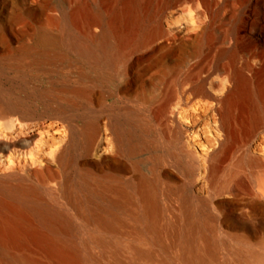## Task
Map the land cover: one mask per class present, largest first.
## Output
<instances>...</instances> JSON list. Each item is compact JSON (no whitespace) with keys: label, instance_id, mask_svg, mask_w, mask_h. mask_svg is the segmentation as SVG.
Returning a JSON list of instances; mask_svg holds the SVG:
<instances>
[{"label":"bare ground","instance_id":"1","mask_svg":"<svg viewBox=\"0 0 264 264\" xmlns=\"http://www.w3.org/2000/svg\"><path fill=\"white\" fill-rule=\"evenodd\" d=\"M182 1L197 2L198 8L204 3L207 17L155 34L151 40L158 42L147 57L157 65L176 61L169 70L179 83L166 92L163 108L171 123L170 142L180 150L173 160L186 173L183 183L174 184L162 172L122 170L116 154L131 129L143 132V125L129 122L139 110L134 104L127 106L131 116L106 113L108 135L103 129L107 136L102 137L107 108L91 111L79 128L61 113L58 120L32 122L24 101L0 93V157L6 156V164H0V264H264V47L254 49L252 39L264 46V0ZM46 8L44 0H0V51L9 49L6 35L22 37ZM72 19L75 27L77 10ZM79 22L89 38L104 37V30L95 35L90 24ZM249 29L253 35L247 37ZM209 32L213 40L206 44ZM37 39L38 47L0 56V77L21 69L30 55L44 54L57 36L40 25ZM76 41L79 52L87 53ZM251 56L260 64L259 95L249 91L239 111L231 102L234 93L253 89L258 78ZM134 81L127 87H136ZM71 93L87 95L83 89ZM203 114L218 132L205 157L184 149L179 137L181 122L205 137L208 123L198 124ZM62 129L64 134L44 150L43 135ZM220 154L229 163L223 173L217 170ZM200 165L206 169V190L194 203V171Z\"/></svg>","mask_w":264,"mask_h":264},{"label":"rangeland","instance_id":"2","mask_svg":"<svg viewBox=\"0 0 264 264\" xmlns=\"http://www.w3.org/2000/svg\"><path fill=\"white\" fill-rule=\"evenodd\" d=\"M44 2L47 5L45 12L39 20L35 17L32 19L22 37L15 39L6 35L9 49L0 51V56H9L25 46L38 47L37 28L40 25L50 29L57 36V41L54 45L48 46L44 54H32L27 57L21 62V69H8L0 77V93L24 101L28 107L23 111L30 117L28 121L32 122L58 120L56 113H61L69 118L71 124L79 128L84 125L91 111L107 108L101 119L102 137L107 133L106 113L129 114L126 113L127 106L136 105L139 110L135 109L129 122L136 128L138 124L143 125V132L131 129L123 151L116 154L123 166L122 170H134L147 176H151L155 171L162 172L170 176L174 184H182L186 173L174 163L173 159L179 157L180 150L170 142L171 123L167 120V112L163 108L166 92L179 83L169 70L176 61L173 59L157 65L155 59L148 58L147 55L158 42V39L154 42L151 40L155 34L161 32L166 34L189 22L188 25H192L193 19L198 22L207 17L205 4L198 8L197 2L187 3L182 0H44ZM72 6L77 10L79 18L75 27L72 23L74 14ZM188 6L191 12L187 9ZM81 19L90 24V30L95 35L104 30V37L89 38V33H83L79 22ZM244 35L252 36L253 32L249 29ZM252 39L254 49L262 50L263 44L255 37ZM74 40H77V44L86 49L87 53H80L76 45L72 44ZM212 40V33L209 32L204 43L210 44ZM250 60L258 78L253 89L240 87L234 93L231 102L239 111L245 106L249 91L253 90L255 96L259 95V60L255 56H251ZM134 80H137L136 87H127L128 84L134 83ZM220 81L216 91L222 87ZM76 89L85 90L86 98L73 96L71 92ZM143 107L147 108L146 111L142 110ZM196 111L193 112L196 114L199 110ZM7 115L13 117L19 113L9 112ZM207 115L203 114L198 123L210 125H204L207 129V132L204 130L203 133L205 137L199 130L195 131V128L180 121L182 129L179 137L182 147L202 157L206 156V152V154L212 152L216 146L214 142L218 139L217 130L214 127L211 129L213 121ZM175 116L177 117V114ZM123 128L129 130L130 125L125 123ZM188 128L194 130L193 140L190 139L191 131ZM103 129L106 133H103ZM54 131L49 130L45 136L43 135L44 150L65 132L63 129V133L59 130ZM188 145H191L190 148ZM37 156L36 154L35 157ZM1 163L6 164L5 154L0 157ZM216 163L219 173L229 168L227 159L221 154L218 155ZM203 168V165H200V168L194 171V177L197 178L193 185L194 203L197 195L200 197L205 195L206 183L202 175L206 169L203 171ZM67 170H71L70 167ZM73 232L79 234L78 231Z\"/></svg>","mask_w":264,"mask_h":264}]
</instances>
